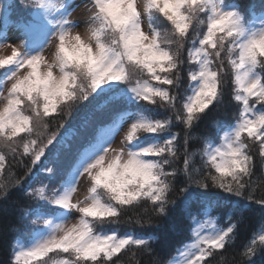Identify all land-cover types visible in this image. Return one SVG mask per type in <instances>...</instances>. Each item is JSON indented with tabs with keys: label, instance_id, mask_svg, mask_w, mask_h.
I'll use <instances>...</instances> for the list:
<instances>
[{
	"label": "snow or ice",
	"instance_id": "obj_1",
	"mask_svg": "<svg viewBox=\"0 0 264 264\" xmlns=\"http://www.w3.org/2000/svg\"><path fill=\"white\" fill-rule=\"evenodd\" d=\"M0 21L8 264H124L169 235L156 264H216L264 215V0H0ZM238 256L264 264V225Z\"/></svg>",
	"mask_w": 264,
	"mask_h": 264
},
{
	"label": "trees",
	"instance_id": "obj_2",
	"mask_svg": "<svg viewBox=\"0 0 264 264\" xmlns=\"http://www.w3.org/2000/svg\"><path fill=\"white\" fill-rule=\"evenodd\" d=\"M259 2V0H257ZM179 129H174V131H178ZM205 131V126L202 124L199 128L195 130V134L199 135ZM192 151H196L199 147L202 146L201 141L193 140L191 142ZM199 157H197V161ZM14 171L19 175L22 173V169L19 170V167L15 168ZM262 173L260 169H257V176H261ZM262 194L261 190L257 189L255 195L259 198ZM22 204L20 200V194L16 189H13L9 195V198L6 202L0 201V209H7L8 213L0 211V264H7V256H8V248L9 243L14 235L11 228L8 229V236L5 238L2 234L7 225H14L15 218L17 213H13L14 208L20 207ZM252 207L255 209L253 212H249L245 214V224L244 229L242 230L241 237L237 241V245L235 248L229 249L230 257L227 260L221 261L217 258L216 264H233V259H239L238 253L240 251V246L243 243L247 242V239L250 238L253 231L258 230L259 227L264 225V215L261 214L259 210V205L253 204ZM121 233L124 231H132L138 234L143 235H161L163 236V232L156 233L154 228H140L135 224H122L119 226ZM186 236L180 235H169L167 242L165 243L163 240L160 243H154V254L149 256L147 254H137V256L133 257L131 253L127 256L123 257L124 264H136V261L139 260L140 264H156V261H166L171 252L175 251V248L180 246Z\"/></svg>",
	"mask_w": 264,
	"mask_h": 264
},
{
	"label": "rangeland",
	"instance_id": "obj_3",
	"mask_svg": "<svg viewBox=\"0 0 264 264\" xmlns=\"http://www.w3.org/2000/svg\"><path fill=\"white\" fill-rule=\"evenodd\" d=\"M86 15H87L86 10L83 9V8L78 9L77 12L74 14V19H77V20L81 21V31H83V27H84L83 21L86 18ZM3 27H4V24H3L2 21H0V29H2ZM145 27H146V25H145ZM5 54H7V53H5ZM69 123H71V118H69ZM67 126H68V124L65 125V127H67ZM53 127H55V125H53ZM62 131H63V129H61V132ZM119 140H120V137H117V144L119 143ZM19 170H20V168H19ZM81 195H83V190L81 191ZM185 239H187V237H185ZM174 254H175V251L171 252L169 258L171 256H173ZM9 255H10V249L8 248L7 264H8V261H9ZM229 257H230V252H228L226 254L224 261L227 260Z\"/></svg>",
	"mask_w": 264,
	"mask_h": 264
}]
</instances>
